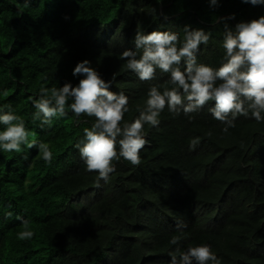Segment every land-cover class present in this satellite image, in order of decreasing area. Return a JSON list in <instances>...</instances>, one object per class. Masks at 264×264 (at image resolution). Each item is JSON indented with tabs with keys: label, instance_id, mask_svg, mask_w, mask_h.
Returning a JSON list of instances; mask_svg holds the SVG:
<instances>
[{
	"label": "trees",
	"instance_id": "1",
	"mask_svg": "<svg viewBox=\"0 0 264 264\" xmlns=\"http://www.w3.org/2000/svg\"><path fill=\"white\" fill-rule=\"evenodd\" d=\"M260 16L264 3L244 0H0V108L11 105L29 140L48 143L53 155L49 164L36 147L0 149V264H170L171 253L179 259L200 244L221 264H264V122L241 116L225 134L208 111L212 102L188 115L165 108L158 127L144 126L141 163L114 161L116 171L97 187L98 173L75 147L95 117L68 109L41 126L32 104L41 87L78 84L72 70L87 59L112 80L111 91L129 97L123 122H131L150 86L168 80L157 70L155 80L141 81L119 58L135 50L138 27L181 39L185 25L210 32L198 61L216 68L225 53L220 18L232 17L234 29ZM21 218L30 239L18 238Z\"/></svg>",
	"mask_w": 264,
	"mask_h": 264
},
{
	"label": "clouds",
	"instance_id": "2",
	"mask_svg": "<svg viewBox=\"0 0 264 264\" xmlns=\"http://www.w3.org/2000/svg\"><path fill=\"white\" fill-rule=\"evenodd\" d=\"M244 2L256 5L264 0ZM216 5L217 0H210V6ZM229 18L232 17L220 18L224 21L225 53L216 68L198 61L200 46L209 43L210 32L185 25L181 39L178 32L153 30L145 34L137 28L133 40L135 50L125 49L119 58L126 61V69L141 81L155 80L157 70L168 74V80L164 85L150 86L143 106L136 105L139 114L131 122H123L125 113L129 112V97L122 91H111L112 80L105 81L87 59L77 62L72 70L73 76L82 77L75 86L65 82L58 88L39 89L38 98L32 99L36 109L33 119H40L41 126H51L52 118L66 116L68 109L76 117H95L91 127L84 129L83 142L75 147L86 170L98 173L97 187L101 180L107 183L110 174L116 171L114 161L123 158L133 166L141 163L140 152L149 143L144 126L158 127L165 108L173 115L181 112L188 115L212 102L208 111L225 125L222 129L225 134L241 116L264 122V16L238 22L234 29L226 22ZM5 108L6 111L0 108V124L4 125L0 130V149L19 153L22 145L36 147L42 159L51 164L53 155L49 144L29 140L25 120L11 105ZM198 143L199 137H196L189 147L194 149ZM21 223L24 230L18 233V238H32L34 233L29 230V221L21 218ZM176 226L178 230L186 227L183 221H177ZM179 241V236H173L170 243L176 245ZM170 256V264H221L208 244L179 252V259L176 253Z\"/></svg>",
	"mask_w": 264,
	"mask_h": 264
},
{
	"label": "rangeland",
	"instance_id": "3",
	"mask_svg": "<svg viewBox=\"0 0 264 264\" xmlns=\"http://www.w3.org/2000/svg\"><path fill=\"white\" fill-rule=\"evenodd\" d=\"M111 29V28H110Z\"/></svg>",
	"mask_w": 264,
	"mask_h": 264
}]
</instances>
